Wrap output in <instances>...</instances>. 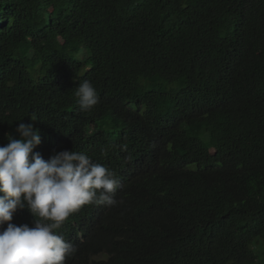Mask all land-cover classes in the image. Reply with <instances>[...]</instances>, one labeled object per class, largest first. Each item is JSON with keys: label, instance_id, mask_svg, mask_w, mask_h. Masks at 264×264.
<instances>
[{"label": "trees", "instance_id": "1", "mask_svg": "<svg viewBox=\"0 0 264 264\" xmlns=\"http://www.w3.org/2000/svg\"><path fill=\"white\" fill-rule=\"evenodd\" d=\"M0 242L264 264V0H0Z\"/></svg>", "mask_w": 264, "mask_h": 264}, {"label": "rangeland", "instance_id": "2", "mask_svg": "<svg viewBox=\"0 0 264 264\" xmlns=\"http://www.w3.org/2000/svg\"><path fill=\"white\" fill-rule=\"evenodd\" d=\"M79 48H81L80 50H78L77 54H76V58H78L79 60H81L82 62H85L86 58H88L89 56V50L87 48L81 45H79Z\"/></svg>", "mask_w": 264, "mask_h": 264}, {"label": "clouds", "instance_id": "3", "mask_svg": "<svg viewBox=\"0 0 264 264\" xmlns=\"http://www.w3.org/2000/svg\"><path fill=\"white\" fill-rule=\"evenodd\" d=\"M0 245H3V243L0 242ZM43 255L45 256V258H43V259L47 261V258H48V257H46L47 253H45V254H43Z\"/></svg>", "mask_w": 264, "mask_h": 264}]
</instances>
